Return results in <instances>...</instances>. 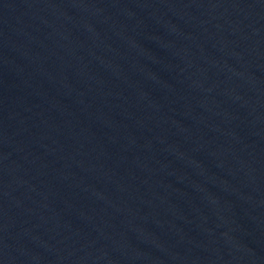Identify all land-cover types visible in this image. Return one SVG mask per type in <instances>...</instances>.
I'll list each match as a JSON object with an SVG mask.
<instances>
[{"label": "water", "instance_id": "obj_1", "mask_svg": "<svg viewBox=\"0 0 264 264\" xmlns=\"http://www.w3.org/2000/svg\"><path fill=\"white\" fill-rule=\"evenodd\" d=\"M0 264H264V0H0Z\"/></svg>", "mask_w": 264, "mask_h": 264}]
</instances>
